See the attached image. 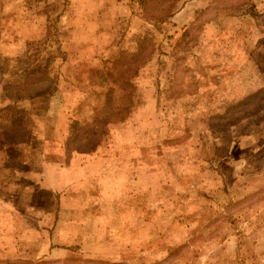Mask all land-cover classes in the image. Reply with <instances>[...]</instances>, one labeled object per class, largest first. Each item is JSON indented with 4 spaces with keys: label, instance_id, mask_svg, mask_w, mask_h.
Masks as SVG:
<instances>
[{
    "label": "rangeland",
    "instance_id": "rangeland-1",
    "mask_svg": "<svg viewBox=\"0 0 264 264\" xmlns=\"http://www.w3.org/2000/svg\"><path fill=\"white\" fill-rule=\"evenodd\" d=\"M0 264H264V0H0Z\"/></svg>",
    "mask_w": 264,
    "mask_h": 264
},
{
    "label": "crops",
    "instance_id": "crops-1",
    "mask_svg": "<svg viewBox=\"0 0 264 264\" xmlns=\"http://www.w3.org/2000/svg\"><path fill=\"white\" fill-rule=\"evenodd\" d=\"M49 168H51V167H49ZM65 169H68V170H69V168H64V167H63V171L61 170L60 173H63V174H64ZM48 178H49V177H48L47 173L45 172V173H44V176H43V183L46 184V187H47V188H49V187H53V186L49 185V183H51V182H49V179H48ZM47 183H48V184H47ZM53 188H55V187H53ZM45 213H47V212H45Z\"/></svg>",
    "mask_w": 264,
    "mask_h": 264
},
{
    "label": "trees",
    "instance_id": "trees-1",
    "mask_svg": "<svg viewBox=\"0 0 264 264\" xmlns=\"http://www.w3.org/2000/svg\"><path fill=\"white\" fill-rule=\"evenodd\" d=\"M125 85L127 86V83H126ZM128 87H129V86H128ZM128 98H129V95L123 97L122 100H126V99H128ZM120 106H122V107L124 108V110L127 111V109H128L127 106L124 107L123 104H121ZM117 110H121V109H117ZM121 111H122V110H121ZM117 112L119 113V111H117ZM127 114H129V111L127 112Z\"/></svg>",
    "mask_w": 264,
    "mask_h": 264
}]
</instances>
